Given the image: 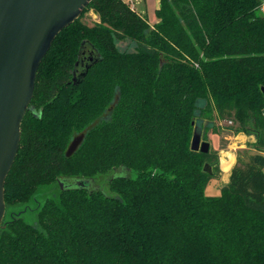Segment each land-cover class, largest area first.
<instances>
[{
    "label": "trees",
    "instance_id": "16d2710c",
    "mask_svg": "<svg viewBox=\"0 0 264 264\" xmlns=\"http://www.w3.org/2000/svg\"><path fill=\"white\" fill-rule=\"evenodd\" d=\"M263 6L160 0L152 25L125 0H93L40 66L5 184L0 264H264ZM126 40L134 51L120 50ZM79 60L88 71L75 83ZM222 121L257 144L210 197L218 152L191 145L199 122ZM120 169L136 176L110 179V194L59 184ZM40 197L35 223L11 217Z\"/></svg>",
    "mask_w": 264,
    "mask_h": 264
},
{
    "label": "water",
    "instance_id": "95a60500",
    "mask_svg": "<svg viewBox=\"0 0 264 264\" xmlns=\"http://www.w3.org/2000/svg\"><path fill=\"white\" fill-rule=\"evenodd\" d=\"M92 1L0 0V229L7 226L5 184L19 151L21 126L34 97L40 66L58 35L76 22ZM82 54L88 56L89 62L95 59L93 52ZM76 66L75 83L86 75L88 63L79 60ZM84 137L80 134L72 140L66 151L68 158ZM191 149L208 153L211 144L202 141L201 134L195 131ZM122 170L126 169L116 170L112 179L124 176ZM204 170L212 174L209 164ZM65 182L59 180L62 189L89 185L86 179H78L74 185L65 186Z\"/></svg>",
    "mask_w": 264,
    "mask_h": 264
},
{
    "label": "rangeland",
    "instance_id": "374dc122",
    "mask_svg": "<svg viewBox=\"0 0 264 264\" xmlns=\"http://www.w3.org/2000/svg\"><path fill=\"white\" fill-rule=\"evenodd\" d=\"M128 3L131 4L132 8H134L138 13L146 15L148 17L149 22L154 25L159 21V17L157 14V9L160 5V0H125ZM261 13H263V8ZM97 16L93 14V12H89L86 15V20L88 22H92V20H97ZM118 47L122 51H134L135 45L131 43L129 40L123 41V42H117ZM230 122L222 121L219 124L216 125H209L205 124L207 126H204V124L200 123L198 124V132L201 134L202 141H207L211 144V150H215L218 152V161H219V168H220V176L218 178H212L206 188V195L210 197H218L221 195V186H222V179L223 174L226 173L223 167V157L229 156L227 153H233L236 155L240 151H254L256 148L257 140L254 135H248V134H234L229 131H227L225 128L226 126H230ZM230 161L234 158L232 155ZM229 158V157H227ZM228 162V161H227ZM116 173L112 172L108 174L106 177L100 179V180H89V185L86 187L88 189L93 190H101L105 192L106 194H110L109 190V180L112 179V176ZM122 175L124 176H132L135 177L136 174L133 171H127L122 170ZM78 179L72 178L67 182V185H74L76 184ZM47 192V191H46ZM45 192V193H46ZM59 192V188H55L51 195H57ZM44 197H40L37 199V202L30 203L28 208L26 206L19 207L16 209V212L20 214V216L26 220L29 223H35L37 218V211H32L33 208L38 204H42V199ZM32 208V209H31ZM10 210L8 211V213ZM7 214V213H6ZM7 216H5L4 222Z\"/></svg>",
    "mask_w": 264,
    "mask_h": 264
},
{
    "label": "crops",
    "instance_id": "0c3cea01",
    "mask_svg": "<svg viewBox=\"0 0 264 264\" xmlns=\"http://www.w3.org/2000/svg\"><path fill=\"white\" fill-rule=\"evenodd\" d=\"M127 2V1H126ZM263 14H264V6H263ZM227 154H229V156H227V157H229V158H227V157H223V160L224 161H230V159H231V157H230V155H232L233 157H234V159H233V165L231 166V169H230V171L229 172H226V173H224L223 174V179L221 180L223 183H222V186L224 185V184H227L228 182H229V179H230V174H231V170H232V168H233V166H234V164H235V162H236V155L235 154H233V153H227ZM222 186H221V188H222Z\"/></svg>",
    "mask_w": 264,
    "mask_h": 264
},
{
    "label": "bare ground",
    "instance_id": "6f19581e",
    "mask_svg": "<svg viewBox=\"0 0 264 264\" xmlns=\"http://www.w3.org/2000/svg\"><path fill=\"white\" fill-rule=\"evenodd\" d=\"M231 157V156H230ZM234 159V158H233ZM233 159L231 160V161H224L223 162V167H224V170L226 171V172H229L230 171V169H231V166L233 165Z\"/></svg>",
    "mask_w": 264,
    "mask_h": 264
},
{
    "label": "flooded vegetation",
    "instance_id": "af4514ba",
    "mask_svg": "<svg viewBox=\"0 0 264 264\" xmlns=\"http://www.w3.org/2000/svg\"><path fill=\"white\" fill-rule=\"evenodd\" d=\"M65 186H67V182H65ZM36 207H37V206H36ZM31 209H32V208H31ZM33 210H35V208H33L32 211H33ZM6 213H7V214H6V216H7V215H8V212H6ZM16 214H17V213H15V212H14V213H10L11 217H16Z\"/></svg>",
    "mask_w": 264,
    "mask_h": 264
}]
</instances>
